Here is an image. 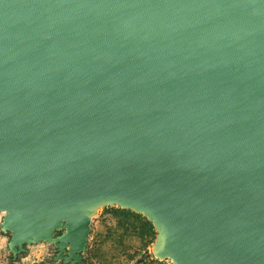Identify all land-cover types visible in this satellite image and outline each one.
Returning <instances> with one entry per match:
<instances>
[{
  "label": "water",
  "instance_id": "obj_1",
  "mask_svg": "<svg viewBox=\"0 0 264 264\" xmlns=\"http://www.w3.org/2000/svg\"><path fill=\"white\" fill-rule=\"evenodd\" d=\"M106 205L157 257L264 264V0H0L10 248L78 264Z\"/></svg>",
  "mask_w": 264,
  "mask_h": 264
},
{
  "label": "rangeland",
  "instance_id": "obj_2",
  "mask_svg": "<svg viewBox=\"0 0 264 264\" xmlns=\"http://www.w3.org/2000/svg\"><path fill=\"white\" fill-rule=\"evenodd\" d=\"M96 210L92 213L88 244L78 264H177L170 256H156L159 231L155 228L156 233L153 232L144 213L119 205L100 206ZM5 215L0 212V264H64V259L58 258L59 247L48 240L26 244L25 250L15 256L9 246L12 232L1 228ZM63 232L57 231L55 235Z\"/></svg>",
  "mask_w": 264,
  "mask_h": 264
},
{
  "label": "trees",
  "instance_id": "obj_3",
  "mask_svg": "<svg viewBox=\"0 0 264 264\" xmlns=\"http://www.w3.org/2000/svg\"><path fill=\"white\" fill-rule=\"evenodd\" d=\"M125 211H128L129 213H132L134 216H142V215H139L133 211H130V210H125ZM146 219V223L150 226V228L153 230L154 233H156V230H155V226L153 224L152 221H150L149 219H147L146 217H144ZM40 264V263H39Z\"/></svg>",
  "mask_w": 264,
  "mask_h": 264
},
{
  "label": "bare ground",
  "instance_id": "obj_4",
  "mask_svg": "<svg viewBox=\"0 0 264 264\" xmlns=\"http://www.w3.org/2000/svg\"><path fill=\"white\" fill-rule=\"evenodd\" d=\"M97 211V210H96ZM99 211V210H98ZM94 214V213H93ZM98 214V213H97ZM93 216V215H92Z\"/></svg>",
  "mask_w": 264,
  "mask_h": 264
}]
</instances>
